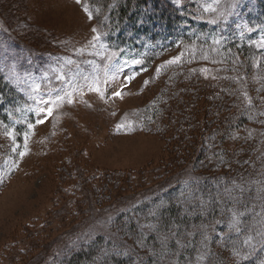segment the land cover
I'll use <instances>...</instances> for the list:
<instances>
[{
	"label": "trees",
	"instance_id": "trees-1",
	"mask_svg": "<svg viewBox=\"0 0 264 264\" xmlns=\"http://www.w3.org/2000/svg\"><path fill=\"white\" fill-rule=\"evenodd\" d=\"M83 2L105 46L143 52L137 89H154L135 108L133 127L166 136L167 170L183 168L147 185L135 201L104 205L111 176L81 172L67 210L83 193L94 198V226L40 243L21 263L264 264V0H244L238 16L219 12L222 0L217 19L216 4L208 8L206 0ZM161 42L171 51H156ZM24 85L0 72V131L16 141L5 165L10 175L34 126ZM119 111L114 119L127 120L132 110Z\"/></svg>",
	"mask_w": 264,
	"mask_h": 264
},
{
	"label": "rangeland",
	"instance_id": "rangeland-1",
	"mask_svg": "<svg viewBox=\"0 0 264 264\" xmlns=\"http://www.w3.org/2000/svg\"><path fill=\"white\" fill-rule=\"evenodd\" d=\"M221 2L206 0L208 8L216 4L211 8L214 19ZM243 3L244 0H225L219 12L238 16ZM93 28L83 0H0V71L11 72L26 65V77L35 80L29 84L39 85L35 90L41 93L37 119L46 115L40 112V108L48 106L42 101L71 91L70 82L79 87L73 93V103L54 105L52 115L29 130L18 169L5 175L0 168L1 264H22L24 258L38 251L40 243L56 244L77 225L92 229L95 210L99 211L94 198L90 201L83 193L74 211L67 210L68 202L75 198L71 183L81 172L82 177L93 172L111 176L106 190L109 196L99 201L104 205L135 201L147 185L182 171V165L167 170L172 159L167 155L166 136L135 130L131 123L119 131L112 129L115 112L128 108L133 113L154 88L138 91L142 75L131 81L125 79L134 69L132 59L124 53L115 55L105 76L103 62L112 53L102 50L100 40L93 41L97 35ZM154 49L163 53L172 48L171 43L161 42ZM38 60L45 65L37 66ZM97 73L103 95L89 91L87 86L80 87L84 85L83 75ZM59 75L64 79L58 80ZM122 85V95L113 96ZM14 143L12 134L0 131V163L8 159ZM26 230L28 236L24 235Z\"/></svg>",
	"mask_w": 264,
	"mask_h": 264
},
{
	"label": "snow or ice",
	"instance_id": "snow-or-ice-1",
	"mask_svg": "<svg viewBox=\"0 0 264 264\" xmlns=\"http://www.w3.org/2000/svg\"><path fill=\"white\" fill-rule=\"evenodd\" d=\"M77 2H79V0H77ZM206 11H208L209 9L206 8L205 9ZM89 18L91 19V15H89ZM212 23H215V20L212 21ZM92 31L95 33L96 32V29L93 28ZM93 41H99L100 40V36L99 35H96V36H93ZM216 43H219V41H216ZM95 45H93L94 47ZM258 46L260 47H264V39H262ZM101 47H105L103 44L101 45ZM97 55H102V53H97ZM115 53H112L111 55L107 56L106 60L103 62V70H104V74L105 76H107V73L109 71V68L110 66H112V61L114 60L115 58ZM177 60H179V57H176L174 58L173 61H170V63H174L176 62ZM67 63L71 64L72 61L69 60L67 61ZM132 63H140L139 60H134L132 61ZM95 71V69H94ZM116 71H119V69L117 68ZM77 75H80V74H77ZM115 74L113 73V76ZM134 77L133 76H127L125 77L126 80L128 81H131ZM57 79L58 80H63L64 79V76L63 75H59L57 76ZM83 81H84V85H81L80 87L82 86H87L88 87V90L89 91H92V92H97V93H100L101 92V89H100V76L99 74H95V75H83L82 77ZM105 84L108 83V80H105L104 81ZM37 88H39V85L36 86ZM70 87H71V91H67V92H64L63 94H58L53 98H50L49 100L47 101H42V103H45L47 104L48 106L47 107H42L40 108V112L41 113H46V115L44 116L43 119H37L36 120V124H43L45 122V120L48 118V116H51L52 113H53V106H59L60 103L62 102H67L69 104L73 103V93L76 92V91H79V87L77 86V84L75 83H72L70 82ZM122 88L124 87V85L121 86ZM113 96H116V97H120L122 95V92L120 90H117L115 92L112 93ZM101 95H103L101 93ZM118 128H122L124 127L123 125H117ZM28 128L31 129L33 128V125L31 123L28 124ZM10 135V133H9ZM27 138H28V133H25V142H27ZM19 155L21 157H23L25 155V152L24 151H21L19 153ZM239 213H233V223H232V227L233 229L236 231V232H240V227L238 226L239 225ZM204 239L206 240L207 239V236L204 237ZM252 237H246L245 240L243 241L244 244H249L250 241H251ZM234 251V255H236L237 257L240 256V252L239 251H235V249L233 250ZM204 257L201 256L199 257V259H203ZM242 258H246V257H242Z\"/></svg>",
	"mask_w": 264,
	"mask_h": 264
}]
</instances>
